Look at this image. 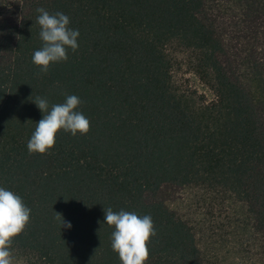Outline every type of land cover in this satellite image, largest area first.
<instances>
[{"label": "trees", "instance_id": "16d2710c", "mask_svg": "<svg viewBox=\"0 0 264 264\" xmlns=\"http://www.w3.org/2000/svg\"><path fill=\"white\" fill-rule=\"evenodd\" d=\"M257 1L0 0V186L31 209L12 264H121L103 224L109 207L152 217L146 264H264ZM37 8L63 12L80 33L78 49L47 73L32 63ZM67 95L82 101L89 131L60 130L52 149L29 154L42 118L32 100ZM168 186L215 204L214 246H200L158 198Z\"/></svg>", "mask_w": 264, "mask_h": 264}, {"label": "clouds", "instance_id": "9594fccd", "mask_svg": "<svg viewBox=\"0 0 264 264\" xmlns=\"http://www.w3.org/2000/svg\"><path fill=\"white\" fill-rule=\"evenodd\" d=\"M36 13V23L40 28L38 38L42 43L33 52L32 63L38 66L40 73H47L51 64L67 61L68 52L78 49L80 33L69 26V17L63 12L50 13L44 8H37ZM32 102L41 112L42 118L35 123V129L27 142L29 154H45L52 149L60 130L72 136L78 133L85 135L89 131V119L78 110L82 103L78 96L67 95L62 103L51 106L47 98L41 96H36ZM103 211V224L113 229L111 249L121 264H146L149 257L148 242L150 237L156 236L152 217L123 209L114 212L111 207L103 208ZM30 213L31 209L17 193L0 186V264H12V239L22 233L29 222ZM61 225L65 229L71 228L70 222L61 220Z\"/></svg>", "mask_w": 264, "mask_h": 264}, {"label": "rangeland", "instance_id": "374dc122", "mask_svg": "<svg viewBox=\"0 0 264 264\" xmlns=\"http://www.w3.org/2000/svg\"><path fill=\"white\" fill-rule=\"evenodd\" d=\"M262 0L257 1V3ZM213 5L209 4V9ZM211 14V11L208 12ZM183 72V71H182ZM184 79L187 80L189 84L194 83L193 76L188 73H179ZM263 121H264V112H263ZM193 193L189 190L180 189L176 187H164L158 194V198L165 202L169 208L175 210L180 216H182L193 228L196 234L197 243L202 246H214L216 242V216H218V211L214 212L215 204L205 202L203 198L194 197ZM213 207V209L211 208ZM222 258L226 256V250L221 248ZM232 259L229 258L226 262L227 264H232ZM16 264H22L17 262Z\"/></svg>", "mask_w": 264, "mask_h": 264}]
</instances>
